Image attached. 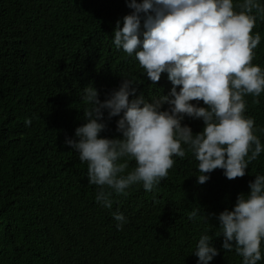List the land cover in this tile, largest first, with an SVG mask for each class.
<instances>
[{"label": "trees", "instance_id": "obj_1", "mask_svg": "<svg viewBox=\"0 0 264 264\" xmlns=\"http://www.w3.org/2000/svg\"><path fill=\"white\" fill-rule=\"evenodd\" d=\"M130 11L125 0H0V264H196L192 253L206 233L219 253L210 264H241L234 249H221L216 215L264 175V152L243 177L228 180L216 169L198 184V162L187 151L152 192L138 183L126 195L113 193L105 209L87 183V163L64 144L84 121L79 97L89 84L101 101L120 77H134L147 101L172 87L164 73L153 86L134 55L112 44L116 22ZM252 32L261 35L252 63L264 69V18ZM244 99L264 145V92ZM117 119L105 121L102 137L120 138ZM185 124L193 134L203 128L199 119L185 117ZM128 163L126 171L135 167ZM117 210L127 221L119 231ZM261 252L258 264L264 242Z\"/></svg>", "mask_w": 264, "mask_h": 264}, {"label": "clouds", "instance_id": "obj_2", "mask_svg": "<svg viewBox=\"0 0 264 264\" xmlns=\"http://www.w3.org/2000/svg\"><path fill=\"white\" fill-rule=\"evenodd\" d=\"M125 3L131 11L116 22L112 44L129 57L134 55L153 86L164 73L172 87L151 101L143 93L137 95L134 77H120L118 89L103 101L91 84L80 91L84 121L64 144L87 163V183L97 186L95 201L112 209L113 193L126 195L138 183L152 192L167 177L173 158L182 159L187 151L198 162V184L216 169L228 180L245 176L248 164L264 152L254 134V119L245 115L244 99L264 92V69L252 63L261 41L260 33L252 30L257 18H264V5L260 0ZM113 117H118L115 130L120 138L102 137L105 121ZM185 117L201 120L202 130L193 134L188 125L182 126ZM30 124L26 119L25 125ZM129 161L135 167L126 171ZM247 187V194H238L231 210L216 215L217 237H222L221 249H234L241 264H258L264 242V175L257 174ZM198 212L188 218H197ZM111 215L121 230L127 223L123 213ZM212 241L207 233L199 237L192 253L196 264H210L219 254Z\"/></svg>", "mask_w": 264, "mask_h": 264}]
</instances>
